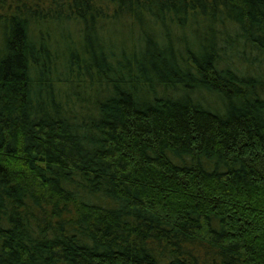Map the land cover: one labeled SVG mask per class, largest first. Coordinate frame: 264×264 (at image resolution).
I'll return each mask as SVG.
<instances>
[{
  "label": "trees",
  "instance_id": "1",
  "mask_svg": "<svg viewBox=\"0 0 264 264\" xmlns=\"http://www.w3.org/2000/svg\"><path fill=\"white\" fill-rule=\"evenodd\" d=\"M0 264H264V0H0Z\"/></svg>",
  "mask_w": 264,
  "mask_h": 264
},
{
  "label": "water",
  "instance_id": "2",
  "mask_svg": "<svg viewBox=\"0 0 264 264\" xmlns=\"http://www.w3.org/2000/svg\"><path fill=\"white\" fill-rule=\"evenodd\" d=\"M41 160H44L43 158H41Z\"/></svg>",
  "mask_w": 264,
  "mask_h": 264
}]
</instances>
